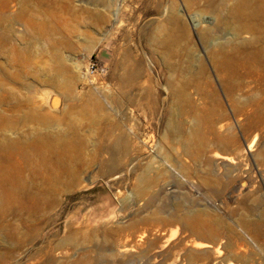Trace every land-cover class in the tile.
<instances>
[{
    "label": "rangeland",
    "instance_id": "374dc122",
    "mask_svg": "<svg viewBox=\"0 0 264 264\" xmlns=\"http://www.w3.org/2000/svg\"><path fill=\"white\" fill-rule=\"evenodd\" d=\"M0 264H264V0H0Z\"/></svg>",
    "mask_w": 264,
    "mask_h": 264
},
{
    "label": "built area",
    "instance_id": "2783aa9c",
    "mask_svg": "<svg viewBox=\"0 0 264 264\" xmlns=\"http://www.w3.org/2000/svg\"><path fill=\"white\" fill-rule=\"evenodd\" d=\"M88 71L91 73V74H97V75H104L105 72H106V68L104 66H101V65H97L96 63L94 62H90L88 64Z\"/></svg>",
    "mask_w": 264,
    "mask_h": 264
},
{
    "label": "bare ground",
    "instance_id": "6f19581e",
    "mask_svg": "<svg viewBox=\"0 0 264 264\" xmlns=\"http://www.w3.org/2000/svg\"><path fill=\"white\" fill-rule=\"evenodd\" d=\"M59 176V175H58ZM194 246H196V247H200V248H202V247H206V245L205 244H195Z\"/></svg>",
    "mask_w": 264,
    "mask_h": 264
},
{
    "label": "water",
    "instance_id": "95a60500",
    "mask_svg": "<svg viewBox=\"0 0 264 264\" xmlns=\"http://www.w3.org/2000/svg\"><path fill=\"white\" fill-rule=\"evenodd\" d=\"M54 107H56V106H54Z\"/></svg>",
    "mask_w": 264,
    "mask_h": 264
}]
</instances>
